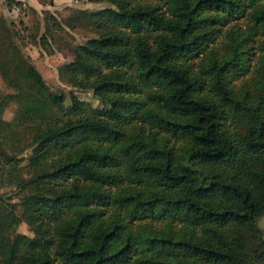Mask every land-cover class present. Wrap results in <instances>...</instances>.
Masks as SVG:
<instances>
[{
    "label": "trees",
    "instance_id": "obj_1",
    "mask_svg": "<svg viewBox=\"0 0 264 264\" xmlns=\"http://www.w3.org/2000/svg\"><path fill=\"white\" fill-rule=\"evenodd\" d=\"M88 1L108 7L65 19L95 36L57 76L99 107L50 91L0 14V112L29 149L23 178L0 118V180L26 190L19 214L0 202V264H264V0Z\"/></svg>",
    "mask_w": 264,
    "mask_h": 264
},
{
    "label": "rangeland",
    "instance_id": "obj_2",
    "mask_svg": "<svg viewBox=\"0 0 264 264\" xmlns=\"http://www.w3.org/2000/svg\"><path fill=\"white\" fill-rule=\"evenodd\" d=\"M46 5L38 6L37 10H29L28 5L25 4L22 7H16L12 4V11H7L3 16L7 20L13 21L15 27L19 30L21 41V51L24 56H27L29 62L36 68L43 78L48 89L55 93H62L64 95V104L68 105V93L73 91L77 97L83 101L88 102L92 106L99 107L100 102L93 97L89 91H81L70 87L68 84L62 82L57 76V67L61 64L69 61L72 58V49L89 38L95 36V32L91 26L85 24V22L75 23L73 27L65 26L64 22L68 16L74 15L75 10L85 9L87 11H94L104 7H108L106 2H89L88 0H57L56 4L47 5L48 0H42ZM4 9V8H3ZM115 19H119L118 16H114ZM21 21L27 28L24 30L17 22ZM236 24L243 27L244 20L235 21ZM50 34L47 38L45 45H40L37 40L31 41L30 36L36 32L40 34ZM32 33V34H30ZM257 54L250 56L248 60L249 71L240 75L238 79L233 78L234 83L240 82L242 79H249L252 75V66H254ZM129 87L126 79L117 73L116 79L113 83L105 86L106 90H124ZM12 90L5 85L0 78V104L3 101V96ZM16 105L11 102L6 104L0 112V118L13 122L11 129L13 132V125L15 120ZM13 144L15 148L13 150L14 156L18 159L19 170L16 171L21 177L27 178L29 174L26 168V157L29 154V149H20L23 144H26L28 138L26 127L16 126L15 132H13ZM9 143V142H8ZM9 150V146H6ZM14 171L8 174L7 168L2 172L0 180V202H4L7 206L12 205L15 209V213L19 214L21 207L19 206L20 197H22L26 190H19L17 181L13 180ZM13 175V178H12ZM257 226L262 231L264 236V216H260L257 219ZM15 232L32 236L28 230L26 224L20 221L16 227Z\"/></svg>",
    "mask_w": 264,
    "mask_h": 264
},
{
    "label": "crops",
    "instance_id": "obj_3",
    "mask_svg": "<svg viewBox=\"0 0 264 264\" xmlns=\"http://www.w3.org/2000/svg\"><path fill=\"white\" fill-rule=\"evenodd\" d=\"M13 1H16V0H0V14H4L5 12H9V11H12V7L10 10H7V8L5 7V3L6 2H13ZM22 2L23 6L25 4L28 5V7H31L34 10H37L38 6H43V5H46L42 0H19ZM57 0H51V4H56ZM51 4H48L47 5H51ZM40 6V7H41ZM4 8V9H3Z\"/></svg>",
    "mask_w": 264,
    "mask_h": 264
}]
</instances>
